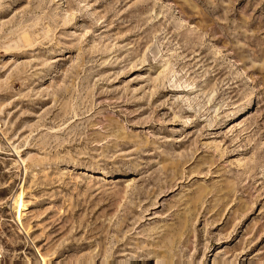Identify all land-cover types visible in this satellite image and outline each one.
<instances>
[{
    "label": "rangeland",
    "instance_id": "rangeland-1",
    "mask_svg": "<svg viewBox=\"0 0 264 264\" xmlns=\"http://www.w3.org/2000/svg\"><path fill=\"white\" fill-rule=\"evenodd\" d=\"M0 219L3 264H264V0H0Z\"/></svg>",
    "mask_w": 264,
    "mask_h": 264
},
{
    "label": "bare ground",
    "instance_id": "bare-ground-1",
    "mask_svg": "<svg viewBox=\"0 0 264 264\" xmlns=\"http://www.w3.org/2000/svg\"><path fill=\"white\" fill-rule=\"evenodd\" d=\"M2 222H8L9 224H11V225H8L10 228H12V226H15L17 229H19L17 231V234L19 236H26L25 232L19 227V225L15 222V220L7 221V220H4V219H0V227H1V223ZM4 252H6V254L8 253V251L3 247L2 243L0 242V254H1V257H4Z\"/></svg>",
    "mask_w": 264,
    "mask_h": 264
},
{
    "label": "built area",
    "instance_id": "built-area-1",
    "mask_svg": "<svg viewBox=\"0 0 264 264\" xmlns=\"http://www.w3.org/2000/svg\"><path fill=\"white\" fill-rule=\"evenodd\" d=\"M3 260H4V257H1V254H0V263L3 264Z\"/></svg>",
    "mask_w": 264,
    "mask_h": 264
}]
</instances>
